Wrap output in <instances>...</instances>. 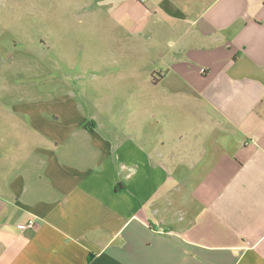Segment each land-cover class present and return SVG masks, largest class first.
<instances>
[{
  "label": "crops",
  "instance_id": "obj_1",
  "mask_svg": "<svg viewBox=\"0 0 264 264\" xmlns=\"http://www.w3.org/2000/svg\"><path fill=\"white\" fill-rule=\"evenodd\" d=\"M68 5L113 20L138 93L5 104L0 264H264V0Z\"/></svg>",
  "mask_w": 264,
  "mask_h": 264
},
{
  "label": "rangeland",
  "instance_id": "obj_2",
  "mask_svg": "<svg viewBox=\"0 0 264 264\" xmlns=\"http://www.w3.org/2000/svg\"><path fill=\"white\" fill-rule=\"evenodd\" d=\"M52 1L60 4L58 10L49 6L51 0L37 9L26 10L22 6L27 4L0 3V44L5 41L10 46L9 53L0 55V119L6 103L34 98L38 87L46 85H53L59 95L69 90L78 98L93 102L131 101V95L136 99L134 80L118 78L121 73L131 75V59L123 57L124 52L121 54L112 40L113 20L98 15L88 17L87 23L88 20L77 19L76 10L68 5L79 0ZM54 13L56 20L51 18ZM142 67L135 69L133 76L144 78L147 74ZM114 85L123 88H112ZM123 95L126 97L121 98ZM102 102L99 104H105ZM126 110L129 112L130 108Z\"/></svg>",
  "mask_w": 264,
  "mask_h": 264
},
{
  "label": "built area",
  "instance_id": "obj_3",
  "mask_svg": "<svg viewBox=\"0 0 264 264\" xmlns=\"http://www.w3.org/2000/svg\"><path fill=\"white\" fill-rule=\"evenodd\" d=\"M140 1H144V0H140ZM36 223H35V220L34 219H30L28 220L27 222L25 223H22V224H18L17 227L20 229V230H24L26 228H33L35 227Z\"/></svg>",
  "mask_w": 264,
  "mask_h": 264
}]
</instances>
